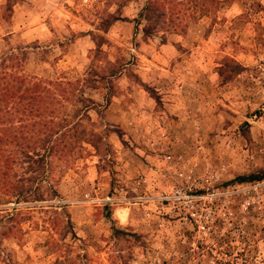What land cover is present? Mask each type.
<instances>
[{
	"label": "rangeland",
	"instance_id": "1",
	"mask_svg": "<svg viewBox=\"0 0 264 264\" xmlns=\"http://www.w3.org/2000/svg\"><path fill=\"white\" fill-rule=\"evenodd\" d=\"M94 1L0 0L3 72L55 101L22 103L0 264H264V178L232 182L264 175V0Z\"/></svg>",
	"mask_w": 264,
	"mask_h": 264
},
{
	"label": "trees",
	"instance_id": "2",
	"mask_svg": "<svg viewBox=\"0 0 264 264\" xmlns=\"http://www.w3.org/2000/svg\"><path fill=\"white\" fill-rule=\"evenodd\" d=\"M156 8V4H152L150 1L147 3V5L143 8V10L139 14V18L144 21L147 25L150 24L149 27H145L143 29V33L145 35H149L155 30V28L158 27L160 23V19H164V26L168 22V26L172 27L173 20H170L172 25L169 24L168 18L165 17V15H155L154 10ZM174 21L177 23L181 22V19L175 18ZM175 28V26H173ZM168 31V30H167ZM174 31V30H171ZM12 62V59L8 60V64ZM8 68V65L3 62L0 64V194L4 196H12V198H15V203H19L22 201V191H19L17 189V185L13 180V177H10L8 174L10 172V165H12L17 158L24 157L31 159L30 154L27 153L30 149L31 152H35L36 147L33 143L32 145H29L27 141V137L30 138L31 136L34 137L35 135H38L40 131H36L35 129V123H32L30 125H27L26 116H23V109L24 106L22 103H26L27 106L30 105V112H35L38 108H42L45 106V102L49 103L50 99L54 101V96L49 92L48 90L39 89L37 88V84L32 85L30 88L22 87V86H15L14 81L12 79H9L6 77L5 71ZM116 75L111 74L109 76L110 79L114 78ZM103 77V76H102ZM101 80L105 81V78H102ZM19 85H22L23 81L18 78ZM39 83V82H38ZM45 84V83H44ZM60 88V87H59ZM68 89V91H63V89ZM66 88H61L59 91L61 93L70 94L72 93L73 86L67 85ZM23 90L26 92V99H24ZM31 91V93L29 92ZM58 93V91H57ZM31 94V95H30ZM31 96V97H30ZM49 100V102L47 101ZM88 103H92L91 100L88 99ZM8 104H13L14 109H9ZM35 109V110H34ZM89 109V106H85L82 109L83 114L87 112ZM43 110V109H41ZM47 110V109H45ZM81 112V111H80ZM47 113V112H46ZM33 115L32 113H29ZM80 114V113H79ZM50 116V114H49ZM34 122V121H33ZM47 123H43V134H48L50 132L49 130H45V125ZM31 139V138H30ZM52 152V147L47 149V151L43 155H35L34 163L41 164L44 161V155L47 154L45 157L51 156L50 153ZM32 155V154H31ZM264 178L263 174H250L247 176H239L232 180L234 183H246V182H252V181H258ZM20 183V181H18ZM38 202L43 201L40 198L37 197Z\"/></svg>",
	"mask_w": 264,
	"mask_h": 264
},
{
	"label": "built area",
	"instance_id": "3",
	"mask_svg": "<svg viewBox=\"0 0 264 264\" xmlns=\"http://www.w3.org/2000/svg\"><path fill=\"white\" fill-rule=\"evenodd\" d=\"M84 2L90 4V3L95 2V1L94 0H84ZM186 197H188V192L185 190L181 192V190L175 189L173 191V198H186Z\"/></svg>",
	"mask_w": 264,
	"mask_h": 264
}]
</instances>
